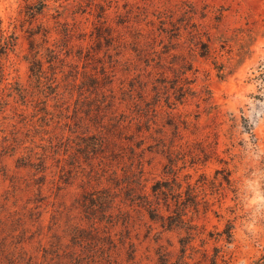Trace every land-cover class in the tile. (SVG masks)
I'll use <instances>...</instances> for the list:
<instances>
[{
  "label": "rangeland",
  "instance_id": "374dc122",
  "mask_svg": "<svg viewBox=\"0 0 264 264\" xmlns=\"http://www.w3.org/2000/svg\"><path fill=\"white\" fill-rule=\"evenodd\" d=\"M162 29L180 33V40L171 42ZM33 30L40 31L37 43L63 45L74 55L68 61L79 65L77 73L70 65L58 68L60 88L30 78ZM197 31L200 38L192 37ZM200 43L209 46V57L201 56ZM8 83L29 87L28 100L7 91ZM57 90L60 98H46ZM133 101L149 110L152 132L165 145L175 140L177 149L200 153L187 157L182 170L201 198L195 223L203 234L193 245L212 253L223 242L202 246L201 238L231 224L233 263L264 264V0H0V264H53L47 253H53L54 237L63 251L82 250L71 228L90 226L82 206L87 192L113 190V148L106 149L107 158L78 164L68 139L76 147V135L96 132L97 115L107 126L117 114L140 110ZM106 137L113 140V132ZM145 145L153 151L145 155L149 188L163 177L167 160L153 139ZM45 157L46 172L18 164L30 159L39 167ZM133 220L124 246L118 241L123 226L100 225L103 235L113 236L111 264H154L160 246L176 258L182 235L159 233L140 213ZM132 241L136 263L128 258ZM195 259L204 264L200 252Z\"/></svg>",
  "mask_w": 264,
  "mask_h": 264
},
{
  "label": "trees",
  "instance_id": "16d2710c",
  "mask_svg": "<svg viewBox=\"0 0 264 264\" xmlns=\"http://www.w3.org/2000/svg\"><path fill=\"white\" fill-rule=\"evenodd\" d=\"M44 7L45 4H43V7L42 5L36 7L35 14H41ZM166 21V18H161L163 26L166 24ZM174 29L178 30L175 28V25ZM162 30L170 35L171 42L180 40V33L174 35V33L171 34L173 30ZM37 34H40V31H31V39L29 41L30 51L26 56V60L29 63L30 78L43 87L58 86L60 88L61 83L58 78V68L64 72L62 64L64 66L70 65L75 71L74 73H77L79 72V65L68 61V58L74 55H72L69 49H64L63 45H56L52 48L37 43L35 40ZM44 36L47 37L45 34ZM191 36L200 38L201 33L198 31L197 33L192 32ZM142 38L143 35L141 33L135 37L139 42ZM44 41L46 42L47 39ZM200 44H202L201 56L209 57V46L205 45V43ZM113 47H117L118 49L120 43H113ZM167 49L172 50L175 48H170L169 46ZM43 50L45 51L43 52ZM132 50L141 56L140 49L133 48ZM153 50L157 52L154 47ZM76 56L78 60L83 58L82 53ZM147 62V65H149L150 60ZM46 63L49 64V69H54L55 72L53 74H49L48 69L45 67ZM219 72H221L220 69ZM87 73L88 70H85V78ZM51 75H54L53 79L55 82L51 80ZM73 78L74 82H76L77 75L74 74ZM6 89L13 95L22 97V101L28 100L29 87H16V84L8 83ZM60 95V91L57 90L49 92L46 98L57 99L60 98ZM177 100L180 101V99ZM133 103L140 107V110L133 111L132 114H117L114 116L113 122L107 124V126L103 125L104 122L97 115L94 118L95 121H93V125L97 128L96 132L90 129V133L83 132L82 135H76L79 139L76 147L70 142L71 139H68V152L70 149H74V152H71L69 156L78 164L81 163L82 159L88 163H94L101 156L107 158L105 157L106 149L113 148L111 155L113 158L110 159V162L108 161V163L113 162V190H94L84 195L82 206L90 226L89 228L74 226L71 228L70 233L74 246H79L82 250L80 252L75 250L63 251L60 244L61 238L54 237L55 241L52 244L53 253H47V256H51L52 260H54L53 264H111L113 245L110 247L107 244H110L113 236L111 233L103 235L100 232V225L107 222L113 228L123 226V230L121 231L125 233V236L124 239H118V241L124 246L126 238H128L127 233L130 232V227L134 221L133 213L136 212L158 225L161 228L159 233L178 232L182 235L179 239L180 248L176 254V258L174 259L172 253L167 251L164 246H160L156 251L157 260L154 264H192L193 262L200 264L201 261H196L195 259V254L199 252L202 255L204 264H234L233 255L230 250L234 241L233 225L231 224H227L215 236L214 233H210L208 238H201L202 246L208 243L207 240L211 239L216 240V242H223L221 245L214 246L212 253L206 248L201 250L193 245V242L203 234L200 230V225L195 223V219L201 211V198L198 187L191 182L192 176L182 174V170L186 168L188 163L187 157L195 158L200 155L199 151H194L192 148L186 150L182 147L177 149L175 140L170 145H165L163 139L155 136L152 132L153 127L150 114L148 113L149 110L145 112L144 109H141V106H143L142 101H133ZM159 104L160 101H155L154 107L158 108ZM79 120L81 121V118ZM173 126L175 138H177L180 135V126L178 124ZM88 127L91 128L90 126ZM73 132L77 134V132ZM112 132L113 140H107L106 135H110ZM147 139H153L157 143L160 147L159 151L167 160L164 165L163 177L154 181L149 188L147 187V179L145 178V155L147 151H153L151 149L152 146L146 147ZM200 152L205 151L200 150ZM203 154L205 156L207 153ZM32 157L30 155L29 158ZM181 163L183 166L180 165ZM18 164L20 167H35L37 170L44 172L47 170L46 157L38 164L39 167H37L36 163H32L30 159L24 163L21 158L18 160ZM42 177H46V175L44 174ZM129 245L128 248L131 250L128 257L129 261L136 263V244L132 241ZM107 247L109 249L107 255L103 257L98 256V252Z\"/></svg>",
  "mask_w": 264,
  "mask_h": 264
}]
</instances>
